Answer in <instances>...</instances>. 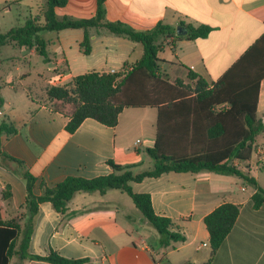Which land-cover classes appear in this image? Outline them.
Instances as JSON below:
<instances>
[{
  "label": "crops",
  "instance_id": "crops-1",
  "mask_svg": "<svg viewBox=\"0 0 264 264\" xmlns=\"http://www.w3.org/2000/svg\"><path fill=\"white\" fill-rule=\"evenodd\" d=\"M105 7L108 21L138 31L153 30L159 23L176 29L182 23L212 28L207 38H173L165 42L159 54L160 72L171 84L181 81L194 86L190 72L211 84L218 81L264 34V0H106ZM43 11L44 7L42 14ZM96 11L97 0H69L65 7L56 9L59 18L71 19H90ZM88 33L89 54L81 47L85 39L83 29L43 33L52 69L65 66L61 77L73 80L82 75H75L74 69L87 59L96 66L90 72H121L140 61L144 54L142 44L104 28H90ZM29 50L37 54L35 49ZM53 84L58 86L56 81ZM7 86L14 89L12 83ZM17 94L9 98L0 92L4 100L0 113L8 110L11 116L5 123L16 129L13 134L0 131V205L5 220L20 217L24 224L28 220L27 184L15 170L16 165L4 161L2 154L23 162L37 178L36 195L42 193V183L54 187L68 177L94 179L110 175V161L132 166L135 174L146 171L144 164L151 159L148 150L157 138V108H126L113 128L86 119L70 134L66 126L73 106H59L57 103L64 102L52 99H35L31 93L17 102ZM257 115L264 120V80ZM252 148L250 160H236L234 165L264 189V132ZM132 187L137 193L151 195L155 212L170 218L173 230L184 234L185 242L165 245V239L157 230H150L151 225L137 212L133 200L130 198L131 204L126 193L113 189L105 194L77 193L64 215L51 203L42 204L34 217L29 253L45 255L55 250L69 259H87L84 264H264V206L253 207L251 199L256 189L242 177L170 172L133 183ZM5 191L11 192V199L4 200ZM226 203L238 205L240 214L232 232L213 254L205 218ZM71 214L75 215L68 216ZM137 219L145 232L127 224ZM21 239L20 236L17 251ZM9 264L50 263L20 260L14 255Z\"/></svg>",
  "mask_w": 264,
  "mask_h": 264
},
{
  "label": "trees",
  "instance_id": "trees-1",
  "mask_svg": "<svg viewBox=\"0 0 264 264\" xmlns=\"http://www.w3.org/2000/svg\"><path fill=\"white\" fill-rule=\"evenodd\" d=\"M68 1L47 0L42 14L44 20L29 18L22 26L0 35V47L13 45L35 49L38 55L49 61L50 51L43 33L83 29L85 39L81 47L85 54H89L90 28H104L111 34L142 44L144 54L130 68L116 74L90 72L76 76L72 88L53 86L48 90V97L72 104L71 119L66 126L70 134L76 132L86 119L113 128L118 125L119 116L126 108H157V138L154 147L148 150L154 165L152 169L135 174L132 166H120L110 161L113 168L110 175L94 179L68 177L54 187L42 183V193L36 195L37 178L23 162L2 154L3 160L14 163L15 170L26 181L28 220L25 224L20 217L5 220L0 205V264H9L14 255H18L20 260L50 264H84L87 259H69L55 250L45 255L29 253L33 221L40 206L51 203L58 213L64 215L77 193L105 194L109 190H120L133 200L144 219L165 239V245L185 242V235L173 230V221L155 212L151 195L137 193L132 187L133 183L159 178L170 172H213L242 177L256 189L251 199L253 207L264 206V189L234 165L236 160L251 159L252 144L264 132V120L257 115L260 85L264 80V34L218 81L211 84L190 72L189 79L195 83L193 87L184 86L181 81L171 84L160 72L162 60L159 54L165 42L173 38H207L212 32L211 27L182 23L185 33L180 35L176 28L159 23L153 30L138 31L126 24L108 21L106 0H97L96 14L90 19L59 18L56 9L65 7ZM3 106L4 100L0 97V109ZM0 131L13 134L16 129L3 122ZM11 196L10 191L3 194L4 200L11 199ZM239 214L238 205L226 203L205 218L213 254L232 232ZM72 215L75 214L68 216ZM20 236L22 239L17 251Z\"/></svg>",
  "mask_w": 264,
  "mask_h": 264
},
{
  "label": "rangeland",
  "instance_id": "rangeland-1",
  "mask_svg": "<svg viewBox=\"0 0 264 264\" xmlns=\"http://www.w3.org/2000/svg\"><path fill=\"white\" fill-rule=\"evenodd\" d=\"M45 1L46 0H0V35L6 34L12 28L22 26L29 18H40L43 21L42 10ZM51 62L46 61L40 55L31 53L29 49L22 50V48L13 45L1 46L0 92L3 96L9 98L10 95L15 96V94L18 93L16 98L17 102L25 100L27 98V93H31L35 99L50 101L48 90L53 87V81H56L58 86L62 85L72 88L73 80L61 77V74L66 71L65 66H56L54 71ZM93 69H96V66L93 65L91 59H87V61L85 60L79 67L74 69V74H85ZM8 83H12L14 89L7 86ZM57 104H59V106H62L61 104H69L72 107V104L70 103ZM10 116V112L3 109L0 113V125L3 122L8 123ZM149 160L150 163L146 162L144 164V170L153 168L154 161L152 158ZM125 198L133 204L128 195H125ZM137 212H139V210H137ZM140 216L142 217V215ZM142 219L145 221L144 218ZM129 223L130 226L140 228L141 232H145L143 224L139 219L132 223L127 222L128 225ZM117 228L120 229L121 226ZM150 230L157 233L152 225Z\"/></svg>",
  "mask_w": 264,
  "mask_h": 264
},
{
  "label": "water",
  "instance_id": "water-1",
  "mask_svg": "<svg viewBox=\"0 0 264 264\" xmlns=\"http://www.w3.org/2000/svg\"><path fill=\"white\" fill-rule=\"evenodd\" d=\"M177 31H178V34H180V35H182V34L185 33V32H183V28H182V27H179V28L177 29Z\"/></svg>",
  "mask_w": 264,
  "mask_h": 264
},
{
  "label": "built area",
  "instance_id": "built-area-1",
  "mask_svg": "<svg viewBox=\"0 0 264 264\" xmlns=\"http://www.w3.org/2000/svg\"><path fill=\"white\" fill-rule=\"evenodd\" d=\"M110 73H111V74H116V73H120V72H116L115 70H113V71H111ZM236 165H238V164H236Z\"/></svg>",
  "mask_w": 264,
  "mask_h": 264
}]
</instances>
